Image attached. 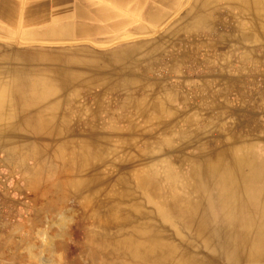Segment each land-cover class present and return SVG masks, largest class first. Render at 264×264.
<instances>
[{"label": "rangeland", "instance_id": "374dc122", "mask_svg": "<svg viewBox=\"0 0 264 264\" xmlns=\"http://www.w3.org/2000/svg\"><path fill=\"white\" fill-rule=\"evenodd\" d=\"M169 3L176 7L172 21H179L181 37L178 40L171 33L163 46H151L153 60L110 59L114 53L103 48H97L101 53L54 54L52 60L43 59L41 54L22 53L26 60L22 58L19 64L27 69L34 64L32 67L38 69L68 71L80 64L87 65L88 71L99 70L101 77L94 76L100 81L93 87L80 82L78 90H65L58 105L32 108L49 114L44 121L22 119L21 104L0 106V111L12 113L14 122L32 124L23 131L18 126L13 139L0 134V194L21 202L8 226L14 235L0 243V264H124V258L116 253V245L111 247L112 255L104 254L107 248L103 238L113 236L115 241L123 235L119 234L116 222L106 235L102 223L95 220L97 211L101 217L111 213L117 222L120 218L116 219V212L120 210L152 211L158 201L149 202L146 198L140 188L142 179L161 187L162 201L172 202L176 196L193 197L190 194L193 195L196 184L193 177L196 157L211 154L222 146L221 142L253 148L258 158L264 156V122L261 139L255 140L252 147L246 146L247 142H236L237 125L230 123V119L219 118L216 124L211 123L216 111L212 107L220 102L205 98V86L195 81L196 69L205 67L202 55L206 52L205 34L190 35L187 26L189 6H194L195 0H174V3L166 0V7ZM221 5L224 10H236L230 0ZM243 17L248 52L252 50L249 36L253 35L255 23L248 11L243 12ZM4 49L7 52L8 46ZM0 93L15 94L9 88ZM34 123L41 125L35 128ZM222 135L223 141L219 140ZM25 136L28 139L22 138ZM22 140L29 141L30 150ZM85 174L89 180L85 181ZM97 176L104 178L98 180ZM118 178L126 180L125 184ZM126 191L135 196L122 199L120 194ZM161 219L172 226L173 223ZM146 222H153L152 217L139 219L137 223ZM176 227L177 232L186 234ZM98 245L104 252L95 262L92 251Z\"/></svg>", "mask_w": 264, "mask_h": 264}, {"label": "crops", "instance_id": "0c3cea01", "mask_svg": "<svg viewBox=\"0 0 264 264\" xmlns=\"http://www.w3.org/2000/svg\"><path fill=\"white\" fill-rule=\"evenodd\" d=\"M195 1L194 6H189V34L204 33L206 39V52L202 55L205 67L196 69L195 81L205 86L206 98L220 102L212 107L216 111L211 123L216 124L219 118L230 119L231 122H226H234L238 127L236 142H247L246 146L252 147L255 140L261 139L264 122V0H230L236 6L232 12L222 8L225 0H200L199 5ZM174 6L169 3L166 7V0H0V91L7 81L20 76L19 62L25 59L22 53L41 54L43 59L52 60L54 54L101 53L97 48H103L114 53L110 59H153L149 52L151 46H163L171 33L178 40L181 37L179 21H172ZM245 11L255 23L253 35L249 36L252 50L248 52ZM5 61H12L13 68L3 69ZM11 117V112L0 111L1 135H10L13 139L18 126L23 131L32 125L27 121L18 124ZM33 125L36 128L41 124ZM22 138L28 139V136ZM223 139L222 135L219 140ZM240 152L235 154L259 156L253 148ZM20 204L19 200L0 194V243L14 235L8 226Z\"/></svg>", "mask_w": 264, "mask_h": 264}, {"label": "bare ground", "instance_id": "6f19581e", "mask_svg": "<svg viewBox=\"0 0 264 264\" xmlns=\"http://www.w3.org/2000/svg\"><path fill=\"white\" fill-rule=\"evenodd\" d=\"M246 1L248 2V0ZM12 63V61H7L1 67L12 69ZM31 67L27 69L20 64V76L3 85L4 90L14 88L16 91L15 94L13 92L14 95L0 93V106L21 104L24 108L20 115H23L24 118H34L37 121L49 119V114L35 111L32 108L52 103L58 105L62 103L65 90L71 88L78 90L80 82L88 87H93L100 81V78L95 79V77H101L99 70H95L97 72L88 71L87 65L82 67L78 64L68 71L50 67L45 69H38L37 66L32 67L33 69ZM106 79L105 82L108 81ZM102 82L104 83V81ZM133 82L132 84H134ZM120 83L118 81V84ZM216 96L218 97V95ZM40 132L42 133V131ZM22 142L27 144L26 146L30 150L29 143H27L29 141L22 140ZM223 144L224 142H221L222 146L212 150L211 154L198 155L194 161L193 177L196 184L192 188L193 195L190 194V196L196 197V200L193 197L176 196L172 202L162 201L161 187L150 184L147 179H142L140 188L144 191L146 198L149 199V202L158 201L152 211L135 213L128 210L127 213H123L120 210L118 213L116 212V219L120 218L119 222L112 218L111 213L101 217V212L97 211L98 216L95 220L102 223L106 235L110 234L115 222L119 226V234L123 235V237L119 235L120 238L115 241H113V236L103 238L107 248L104 254L108 257L110 254L112 255L111 247L116 245V253L124 258L127 264H264V156L260 158L238 156L235 153L242 151L243 148ZM97 177L98 180L104 178L103 176ZM84 178L85 181L89 180L86 174ZM118 181L124 184L126 182L123 178H118ZM134 196L135 194L130 191L120 194L122 199ZM145 217H152L153 222L137 223L139 219ZM161 217L171 224L173 223L175 227L173 224L172 226L166 225L161 221ZM177 225L180 227V232L186 233L185 235L177 232ZM101 248L98 245V248L94 247L92 251L95 262L98 261V255L103 251Z\"/></svg>", "mask_w": 264, "mask_h": 264}]
</instances>
